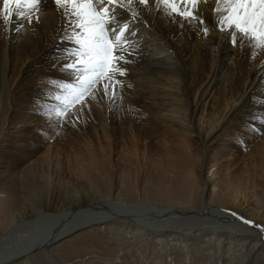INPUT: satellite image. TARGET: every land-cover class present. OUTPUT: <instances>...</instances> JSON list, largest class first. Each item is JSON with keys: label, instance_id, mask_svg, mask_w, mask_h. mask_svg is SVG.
<instances>
[{"label": "bare ground", "instance_id": "obj_1", "mask_svg": "<svg viewBox=\"0 0 264 264\" xmlns=\"http://www.w3.org/2000/svg\"><path fill=\"white\" fill-rule=\"evenodd\" d=\"M134 6L115 98L59 131L40 106L71 82L63 9L0 18V264H264V234L224 211L264 226V132L246 127L264 114V49L231 43L216 0L196 6L206 36Z\"/></svg>", "mask_w": 264, "mask_h": 264}, {"label": "snow or ice", "instance_id": "obj_2", "mask_svg": "<svg viewBox=\"0 0 264 264\" xmlns=\"http://www.w3.org/2000/svg\"><path fill=\"white\" fill-rule=\"evenodd\" d=\"M58 9H63L67 28L60 37L74 45L65 49L63 63L59 68L68 75L71 82L62 79L50 80L56 91L48 95L57 103L42 104L40 109L55 130L69 124L76 126L89 108L90 100L115 98V86L119 83L117 76H124L126 63L130 58L131 37L135 35L130 28V20H135L137 10L134 0H53ZM145 5L147 0H139ZM166 15L179 17L181 26L187 22L200 24L204 35H207L205 22L196 11L198 0H157ZM41 0H0V18L8 23L10 17L31 22L39 11ZM117 9H126L129 17L122 19ZM217 27L226 32L231 43L235 45L237 36L241 41L247 40L253 49H264V0H216L214 8ZM38 20V17H36ZM70 29V31H69ZM255 55V53H253ZM90 111V108H89ZM54 115V119L52 118ZM257 121L253 128L246 125L249 131L264 132V114L251 116ZM237 142H242L238 138ZM230 214L243 224L254 227L264 234V226L245 219L231 210Z\"/></svg>", "mask_w": 264, "mask_h": 264}, {"label": "rangeland", "instance_id": "obj_3", "mask_svg": "<svg viewBox=\"0 0 264 264\" xmlns=\"http://www.w3.org/2000/svg\"><path fill=\"white\" fill-rule=\"evenodd\" d=\"M239 40L241 41V39H239ZM243 41H244V40H243ZM243 41H242V42H243ZM237 199H238V198H237Z\"/></svg>", "mask_w": 264, "mask_h": 264}]
</instances>
